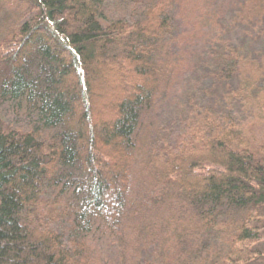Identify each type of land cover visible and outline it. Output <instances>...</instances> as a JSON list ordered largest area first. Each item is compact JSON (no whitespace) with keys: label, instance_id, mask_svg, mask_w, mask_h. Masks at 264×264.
<instances>
[{"label":"trees","instance_id":"16d2710c","mask_svg":"<svg viewBox=\"0 0 264 264\" xmlns=\"http://www.w3.org/2000/svg\"><path fill=\"white\" fill-rule=\"evenodd\" d=\"M185 3L0 0V264L261 259L264 0Z\"/></svg>","mask_w":264,"mask_h":264},{"label":"rangeland","instance_id":"374dc122","mask_svg":"<svg viewBox=\"0 0 264 264\" xmlns=\"http://www.w3.org/2000/svg\"><path fill=\"white\" fill-rule=\"evenodd\" d=\"M185 3V11L183 13L191 22L193 20L194 22V14H197L196 20L198 19H204L215 17L217 15V9L222 3V0H184ZM107 116H103V118H106ZM97 248L99 251H97L101 262L98 264H131L132 261H129L126 259V253L125 251V245L123 242H121L120 239H116L115 237H106L104 239V242L96 243ZM191 248L194 249V244L189 245ZM259 247L262 250V257L259 261L256 262V264H264V236L262 240L259 243ZM183 250H174L171 249L169 251V254L164 257V261L159 262L158 264H175L177 261V257L179 252L181 253ZM129 258V257H128ZM168 260H171L170 263H168Z\"/></svg>","mask_w":264,"mask_h":264}]
</instances>
